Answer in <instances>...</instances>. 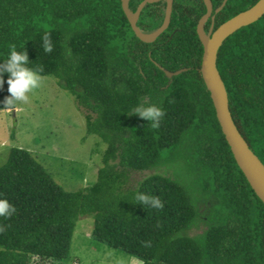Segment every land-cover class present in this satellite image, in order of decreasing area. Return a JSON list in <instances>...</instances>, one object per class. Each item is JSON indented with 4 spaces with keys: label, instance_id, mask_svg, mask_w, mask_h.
Instances as JSON below:
<instances>
[{
    "label": "trees",
    "instance_id": "obj_1",
    "mask_svg": "<svg viewBox=\"0 0 264 264\" xmlns=\"http://www.w3.org/2000/svg\"><path fill=\"white\" fill-rule=\"evenodd\" d=\"M141 1L129 0V10ZM211 1L216 10L224 0ZM257 1L226 0L214 29ZM205 11L203 0H173L167 29L145 43L122 0H0V63L11 45L25 50L28 66L73 98L86 135L106 145L95 181L77 191L55 182L29 151L10 149L0 199L16 211L0 217V264H65L76 222L87 215L95 242L142 264H264V204L233 158L199 71L196 26ZM164 12V1L147 3L137 27L155 31ZM216 66L233 122L264 165V15L223 42ZM161 68L184 71L169 78ZM7 89L5 82L0 102ZM141 105L163 109L157 128L131 115ZM161 167L173 175L130 184L131 173ZM136 192L163 207L139 204ZM192 228L202 231L191 236Z\"/></svg>",
    "mask_w": 264,
    "mask_h": 264
},
{
    "label": "rangeland",
    "instance_id": "obj_2",
    "mask_svg": "<svg viewBox=\"0 0 264 264\" xmlns=\"http://www.w3.org/2000/svg\"><path fill=\"white\" fill-rule=\"evenodd\" d=\"M39 87L28 103L14 110H0V167L11 148L29 151L35 160L67 191L91 185L102 165L106 145L97 136L86 135L85 121L73 100L52 76H40ZM153 174L172 176L161 167L130 174V184ZM91 216L80 217L73 232L69 258L65 264H142L139 260L108 248L91 238ZM202 230L192 228L195 236Z\"/></svg>",
    "mask_w": 264,
    "mask_h": 264
},
{
    "label": "water",
    "instance_id": "obj_3",
    "mask_svg": "<svg viewBox=\"0 0 264 264\" xmlns=\"http://www.w3.org/2000/svg\"><path fill=\"white\" fill-rule=\"evenodd\" d=\"M158 0H144L133 14L128 9L127 0H122L123 11L129 21L130 27L135 36L145 43L153 42L168 27L171 16L173 0H166L165 17L160 27L151 33H143L137 27V19L140 11L147 3ZM206 6V13L200 18L196 26V33L203 48L200 73L203 82L209 91L210 98L215 110L216 119L221 132L230 148L233 158L244 175L249 186L264 204V165L259 158L251 151L247 142L235 126L228 106V96L225 85L216 66L218 50L223 42L240 28L256 22L264 15V0H258L251 8L238 13L234 17L220 24L213 30L211 25L209 32L205 33L204 25L212 13L211 0H203ZM226 0L216 10L222 9ZM214 17L212 16V21ZM169 78L180 74L182 71L169 72L161 68Z\"/></svg>",
    "mask_w": 264,
    "mask_h": 264
},
{
    "label": "clouds",
    "instance_id": "obj_4",
    "mask_svg": "<svg viewBox=\"0 0 264 264\" xmlns=\"http://www.w3.org/2000/svg\"><path fill=\"white\" fill-rule=\"evenodd\" d=\"M43 50L50 52L52 43L50 37L45 34L42 38ZM28 54L24 51H17L15 45L10 46V52L6 60L0 63V88L6 82L8 85L9 96L5 97L0 103L3 104L4 110H14L19 104L28 103L30 93L39 87L41 77L38 71L29 67ZM42 70V69H41ZM7 74V80H4V74ZM132 114L150 123L152 128H157L161 118L165 115L163 109L155 106H136ZM135 200L141 205H150L153 208L160 209L163 207L160 199L156 196H150L142 192L134 194ZM15 206L10 204L6 199H0V217L8 218L15 213Z\"/></svg>",
    "mask_w": 264,
    "mask_h": 264
},
{
    "label": "flooded vegetation",
    "instance_id": "obj_5",
    "mask_svg": "<svg viewBox=\"0 0 264 264\" xmlns=\"http://www.w3.org/2000/svg\"><path fill=\"white\" fill-rule=\"evenodd\" d=\"M144 0H142L140 3H138V5L136 6V9L134 10V11H132L131 13H135L136 12V10H137V8H138V6L143 2ZM159 1H164L165 2V9H166V0H158L157 2H159ZM153 3H155V2H153ZM205 5V4H204ZM211 5H212V1H211ZM127 6H128V9H129V0H127ZM172 6H173V1H172ZM205 8H206V6H205ZM143 9V8H142ZM122 10H123V7H122ZM217 10V9H216ZM216 10L215 9H213V6H212V13H211V16L208 18V20L206 21V23H205V25H204V31H205V33H208L209 32V29H210V27H211V25L213 24V30H215L214 29V19H213V21H212V16L214 17V14H216L215 12H216ZM142 11V10H141ZM141 11H140V13H139V16H138V19H137V23H138V21H139V18H140V14H141ZM171 11H172V8H171ZM123 13H124V11H123ZM205 13H206V11H205ZM204 13V14H205ZM125 14V13H124ZM203 14V15H204ZM202 15V16H203ZM201 16V17H202ZM125 17H126V15H125ZM164 17H165V12H164ZM164 17H163V20H164ZM126 19H127V17H126ZM163 20H162V22H163ZM200 20V19H199ZM198 20V21H199ZM127 21H128V19H127ZM208 21H210V23H209V25H208V27L206 28V25H207V23H208ZM128 23H129V21H128ZM162 24V23H161ZM130 25V24H129ZM161 26V25H160ZM159 26V27H160ZM139 28V27H138Z\"/></svg>",
    "mask_w": 264,
    "mask_h": 264
}]
</instances>
